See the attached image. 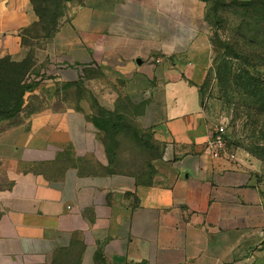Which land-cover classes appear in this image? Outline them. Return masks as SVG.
<instances>
[{"label": "crops", "instance_id": "crops-1", "mask_svg": "<svg viewBox=\"0 0 264 264\" xmlns=\"http://www.w3.org/2000/svg\"><path fill=\"white\" fill-rule=\"evenodd\" d=\"M37 20L30 0H0V49L22 60ZM41 51L27 111L0 129V264H264V187L206 149L199 0H69ZM89 92L140 105L161 145L149 170L110 163Z\"/></svg>", "mask_w": 264, "mask_h": 264}, {"label": "rangeland", "instance_id": "rangeland-1", "mask_svg": "<svg viewBox=\"0 0 264 264\" xmlns=\"http://www.w3.org/2000/svg\"><path fill=\"white\" fill-rule=\"evenodd\" d=\"M199 1L204 6V20L213 46V64L201 86L211 136L216 128L225 126L223 156L232 162H245L255 171L264 187V94L249 86L251 80L248 78V73H251L259 83H264V0ZM36 3L43 8L44 17L39 25L23 31L22 42L26 47L22 60L20 53H5L0 49V60L9 58L8 63H19L7 65L0 62V110L19 96V89L24 94L36 83L30 80L37 70L34 58L45 47V35L51 32L55 15L66 10L63 0H36ZM72 96L80 97L81 93ZM85 96L95 122L104 133L110 163L118 170L138 173L149 170L156 151L151 143L147 144L152 142V130L138 122L143 113L140 105L127 96H121L116 100V108L108 109L100 104L94 93L89 92ZM26 100L27 92L23 95V111H27ZM6 114L0 111V122L10 120L9 124H13L21 115L18 113L8 118ZM113 121L118 123L114 127L111 125ZM6 125V122L0 123V129ZM133 127L139 131L140 141L135 138ZM75 258L76 254H58L50 264H74Z\"/></svg>", "mask_w": 264, "mask_h": 264}, {"label": "trees", "instance_id": "trees-1", "mask_svg": "<svg viewBox=\"0 0 264 264\" xmlns=\"http://www.w3.org/2000/svg\"><path fill=\"white\" fill-rule=\"evenodd\" d=\"M31 2H32V5H33V7H34V11H35V13L37 14V16H38V20L34 23V24H32L33 26L35 25H39L40 23H41V21H42V18L44 17V14H43V12H42V9L43 8H41L40 6H38L37 5V3H36V0H30ZM69 0H63V4L65 5V7H64V9H66V4H67V2H68ZM65 13H62V14H60V15H55V22H54V25H53V27L51 28L52 30H51V32L49 33V34H46L45 35V37L46 38H49L50 36H52L53 34H54V32L57 30V27H58V24H59V21H60V17H62L63 15H64ZM54 16V15H53ZM31 25V26H32ZM30 27V26H29ZM28 28V27H27ZM26 29V28H25ZM24 29V30H25ZM45 38V39H46ZM24 44V43H23ZM25 46H26V44H24ZM8 61H10V59L9 58H4V59H1L0 60V62H2V63H5V64H7V65H18L19 63H14V62H12V63H8ZM248 78L251 80L250 81V83H249V86H251V87H256L257 89H258V92H263V94H264V89H261V87H263L262 85H264V83H259V80H258V78L255 76V75H253V74H251V73H248ZM33 87V86H32ZM32 87H30V88H28V89H26L25 90V92H24V94L22 93V92H20V89H19V91H18V94H19V96L17 97V98H15V99H13L12 101H11V104L9 105V106H7V107H5V105H4V107L6 108V109H3L2 108V110H0L1 111V113L2 114H4V113H7L6 114V117H8V118H11V117H14V116H16L18 113H22V109H23V95H25V93L26 92H28V91H30L31 89H32ZM8 104V103H7ZM93 120H94V122L96 121L95 120V118L93 117ZM2 121L4 122V121H10V120H1V122L0 123H2ZM16 123V122H15ZM11 124V123H10ZM14 124V123H13ZM95 124H96V126L98 127V129H100V127L98 126V124L95 122ZM118 123L117 122H115V121H113V122H111V125L114 127V126H116ZM133 130H134V133H135V138L138 140V141H140V139H139V131L137 130V128L136 127H133ZM102 131V130H101ZM155 137H154V134H153V138L151 139V141L152 142H149V143H147V144H150L151 143V145L153 146L152 148L156 151V154H155V156L153 157V160L154 159H156V158H159L160 156H161V145H160V143L156 140V139H154ZM104 140H105V137H104Z\"/></svg>", "mask_w": 264, "mask_h": 264}, {"label": "built area", "instance_id": "built-area-1", "mask_svg": "<svg viewBox=\"0 0 264 264\" xmlns=\"http://www.w3.org/2000/svg\"><path fill=\"white\" fill-rule=\"evenodd\" d=\"M34 76L32 74L30 80H33ZM225 133V126H219L207 141L206 149L212 157H220L223 155L226 146Z\"/></svg>", "mask_w": 264, "mask_h": 264}]
</instances>
